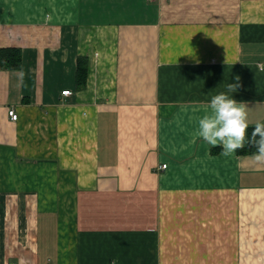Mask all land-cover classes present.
Returning <instances> with one entry per match:
<instances>
[{
  "label": "crops",
  "instance_id": "crops-1",
  "mask_svg": "<svg viewBox=\"0 0 264 264\" xmlns=\"http://www.w3.org/2000/svg\"><path fill=\"white\" fill-rule=\"evenodd\" d=\"M8 46L0 264H264L256 149L193 140L237 76L264 123V0H0Z\"/></svg>",
  "mask_w": 264,
  "mask_h": 264
},
{
  "label": "clouds",
  "instance_id": "clouds-1",
  "mask_svg": "<svg viewBox=\"0 0 264 264\" xmlns=\"http://www.w3.org/2000/svg\"><path fill=\"white\" fill-rule=\"evenodd\" d=\"M196 62L199 63V60L196 59ZM239 88L237 76L234 81L224 83V91L210 96L203 114L195 118L197 126L193 130V140L201 138L209 146L221 145V152L225 156L235 153L236 149L247 142L256 148L252 159L264 163V123L257 122L248 132L246 103L237 101L232 95Z\"/></svg>",
  "mask_w": 264,
  "mask_h": 264
},
{
  "label": "trees",
  "instance_id": "trees-1",
  "mask_svg": "<svg viewBox=\"0 0 264 264\" xmlns=\"http://www.w3.org/2000/svg\"><path fill=\"white\" fill-rule=\"evenodd\" d=\"M22 52L18 46L0 47V67L18 68L21 66ZM87 66L84 57L80 56L77 67V82L79 88L84 87L86 83ZM252 130V129H251ZM249 129V133L251 132ZM249 148L256 149L254 145L249 144Z\"/></svg>",
  "mask_w": 264,
  "mask_h": 264
},
{
  "label": "built area",
  "instance_id": "built-area-1",
  "mask_svg": "<svg viewBox=\"0 0 264 264\" xmlns=\"http://www.w3.org/2000/svg\"><path fill=\"white\" fill-rule=\"evenodd\" d=\"M62 93L63 94H69V93H71V90L70 89H64V90H62ZM9 114L13 119L18 118V113L14 110V108L9 109ZM166 166H167V163H163L161 165V167H166ZM10 264H17V263L16 262H10Z\"/></svg>",
  "mask_w": 264,
  "mask_h": 264
}]
</instances>
